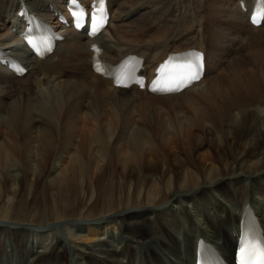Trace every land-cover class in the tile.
<instances>
[{
	"label": "bare ground",
	"instance_id": "6f19581e",
	"mask_svg": "<svg viewBox=\"0 0 264 264\" xmlns=\"http://www.w3.org/2000/svg\"><path fill=\"white\" fill-rule=\"evenodd\" d=\"M77 1L88 2L0 0V47L26 69L17 78L0 67V205L15 200L11 226L0 221V255L19 249L27 264H70V247L88 264H191L200 237L228 256L242 209L264 211V99L256 84H239L247 78L242 67L231 77L208 75L242 50L253 52L264 80L261 46L250 41L264 34L248 22L252 0H211L205 8L200 0H103L111 20L98 40L111 62L134 52L153 68L171 51L204 52L202 78L164 96L112 88L90 71L87 40L68 16ZM18 9L20 28L63 36L45 59L14 51L22 47L10 32ZM243 39L252 44L242 49ZM182 97L181 114L168 122L148 111V100L177 106ZM142 100L135 125L130 109ZM36 208L39 229L23 234ZM51 216L63 222L65 239L47 224Z\"/></svg>",
	"mask_w": 264,
	"mask_h": 264
},
{
	"label": "rangeland",
	"instance_id": "374dc122",
	"mask_svg": "<svg viewBox=\"0 0 264 264\" xmlns=\"http://www.w3.org/2000/svg\"><path fill=\"white\" fill-rule=\"evenodd\" d=\"M201 1V5L205 8V6H207L208 4H210V2H211V0H200ZM261 36L259 37V36H256L253 40H250V41H252V42H254V40L256 41V40H258L257 42H259L258 44L261 46V51H262V53H263V58H264V34H260ZM145 36V35H144ZM187 36H189V35H186V37ZM147 37V36H146ZM261 38V39H260ZM249 40H242L240 43H241V48L242 49H244L247 45H248V43L250 42ZM252 42H250L251 44H252ZM249 43V44H250ZM235 46H237V43L235 44ZM234 46V47H235ZM258 51V50H257ZM251 53H253L252 51L251 52H248V51H245V52H243L242 50L238 53V51H237V54L239 55H242L240 58H238V60H237V62L235 61V62H232V61H227L226 63L224 62V63H222V65H220L219 67H218V69L220 70V71H217L216 69L213 71H211L210 72V74L208 75V76H211L212 78L216 75V74H221V73H224L226 70H229V72L227 73L228 75L227 76H230L231 77V73L230 72H232L231 70H233L232 68L234 67L237 71H238V69H241V67L244 69V70H246V80H244V81H242V82H240L239 84H244V83H253V84H256V85H254L255 87H256V89L258 90V95H259V98H261V99H264V80H262L259 76H258V74H257V70H256V68H257V66H256V64L255 63H253L252 61H250V58H251V56H252V54ZM251 54V55H250ZM250 55V56H249ZM250 57V58H249ZM237 67V68H236ZM248 70V71H247ZM227 72V71H226ZM213 75V76H212ZM260 82V83H259ZM252 84V85H253ZM249 90H247V91H242V92H240L241 94H246V95H248V94H250L251 93V91L253 90H251L250 91V89L251 88H248ZM250 91V92H249ZM155 99H158V98H155ZM177 100H179V102L177 101L176 102V100L174 101V105L176 104L177 105V103H178V105L177 106H173V100H171L170 102H169V100H168V103H170V104H168L167 102H166V104H165V101L164 100H148L147 102H146V100H142L141 101V103L139 102V103H134V104H132V106H131V109H130V111L132 110V112H130V114H133V117H132V120H133V118H134V120H135V122L137 121V122H139V120H141V118L144 116L142 113H140V112H143V110L144 109H142L141 108V110H140V108H138L139 109V111H137L138 109H137V106H138V104L140 105H142V106H144L146 103L149 105H147L148 106V109H150V110H148L149 112H151V113H154L155 112V114H159L160 115V117H162V120H164L165 119V122H168V121H170L171 119H172V117H173V115L174 114H176L177 112L179 113V115L181 114V112H180V109H182L183 107H182V101H186L185 100V98H178ZM150 101V102H149ZM154 101V102H153ZM156 101H157V103L158 104H160V102H161V104L160 105H163L162 107V109H158L159 107L161 108V106H158L157 105V103H156ZM167 101V100H166ZM146 102V103H145ZM162 102H163V104H162ZM145 103V104H144ZM151 103H152V105H151ZM164 104L166 105V107H164ZM172 104V111L170 110V108H168V105H171ZM136 107H135V106ZM155 106V107H154ZM151 107V108H150ZM181 107V108H180ZM155 109V111H154V109ZM166 109L165 111L163 110V109ZM175 108V109H174ZM153 109V110H152ZM153 111V112H152ZM158 111V112H157ZM161 113H160V112ZM169 113H168V112ZM164 112V113H163ZM172 112V113H171ZM162 114V115H161ZM132 116V115H131ZM170 116V117H169ZM169 119V120H168ZM133 120V121H134ZM134 122V123H135ZM135 123V125H137L138 123ZM145 130V129H144ZM139 132L141 133V131L139 130ZM204 152L205 151V149H201L200 150V152ZM173 152H175V151H173ZM205 154V153H204ZM15 168V167H14ZM14 168H10V169H14ZM120 180V179H119ZM33 184V185H32ZM32 184H31V186H32V189L31 190H33V191H31L30 192V194L28 195V197H27V202L28 203H31L32 202V199H33V194H34V191H35V187H37V185H34V180L32 181ZM35 186V187H34ZM14 189H16V187H14ZM41 193H40V197H41V200H40V197H38L39 198V202H41V204H45L46 203V199L44 200L43 198L45 197L44 196V189H42V191H40ZM129 197V198H128ZM127 197V199H126V201H125V204L126 205H129L130 204V202L131 201H129L128 199H130V196H128ZM42 199H43V202H42ZM131 200V199H130ZM9 202H8V204L7 205H3V207L0 205V221H4L3 223H1V224H7V225H10L11 226V224H12V219H14L13 218V203H15L14 201V199L13 198H10L9 200H8ZM129 201V202H128ZM120 204H122V202H120ZM12 206V207H11ZM43 206V205H42ZM44 207V206H43ZM8 209V210H7ZM106 209V208H105ZM104 209V212H106V210ZM40 209L39 208H36L34 211H32V213L31 214H29L28 213V215L25 217V221H27L25 224H24V226H25V232L24 231H22V233L23 234H30L31 232L30 231H28V227H29V229H35V230H38L39 229V225L40 224H38L36 221H35V218L37 217V216H35V215H37V213H39L38 211H39ZM7 211V212H6ZM47 210H43V212H42V216L45 218V213L44 212H46ZM51 212H52V210H51ZM83 212V211H82ZM97 213V214H96ZM94 215H96V216H98L101 212H96ZM83 214V213H82ZM101 215V214H100ZM28 216H30V217H28ZM32 216V217H31ZM12 218V219H11ZM31 218V219H30ZM6 221V222H5ZM76 222V221H75ZM47 224L49 225V226H53V227H55L56 228V232H58L59 234H61L63 237H64V239L66 238L65 237V230L63 229L65 226L63 225V222L60 220V219H56L54 216H51V217H49V221H47ZM21 228V227H20ZM60 235V236H61ZM116 236V235H115ZM65 244H66V246L68 247V242L65 240ZM87 244H89V245H91V243H87ZM27 245H30L29 243L27 244ZM30 248V247H29ZM19 251H21V250H19V249H15L14 251H10L9 249H4V253L3 254H1L0 255V264H27V260H26V258H24V259H22V256H20V252ZM5 254H6V256H5ZM66 254L68 255V261H70V264H88L84 259H78L77 261H75L74 260V258H73V252H72V250H71V248L70 247H68V252L66 251ZM14 259V260H13ZM21 261V262H20ZM81 261V262H80ZM78 262V263H77Z\"/></svg>",
	"mask_w": 264,
	"mask_h": 264
},
{
	"label": "snow or ice",
	"instance_id": "6c2138e0",
	"mask_svg": "<svg viewBox=\"0 0 264 264\" xmlns=\"http://www.w3.org/2000/svg\"><path fill=\"white\" fill-rule=\"evenodd\" d=\"M95 2L97 5H101L103 0H95ZM85 15V12L82 10L78 13H73L75 26L78 29L85 26ZM258 15L252 17V23L257 24L260 22ZM104 22L105 18L102 9L94 11L91 16L89 35H96L103 27ZM95 70L97 72L106 71L99 66H97ZM128 71L129 70L126 69L119 77L116 78L121 80L127 78ZM159 71L165 76L163 87H161L160 82H154L152 90L179 91L181 88L201 78L203 73V56L193 50L188 53L172 57L169 62H166L161 66ZM245 251L247 252V249ZM241 264H246V262L241 261ZM258 264H264V251H262L259 255Z\"/></svg>",
	"mask_w": 264,
	"mask_h": 264
}]
</instances>
